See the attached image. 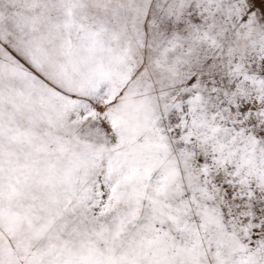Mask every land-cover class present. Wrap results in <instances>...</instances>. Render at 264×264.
Returning a JSON list of instances; mask_svg holds the SVG:
<instances>
[{
    "label": "snow or ice",
    "instance_id": "6c2138e0",
    "mask_svg": "<svg viewBox=\"0 0 264 264\" xmlns=\"http://www.w3.org/2000/svg\"><path fill=\"white\" fill-rule=\"evenodd\" d=\"M0 264H264V0H0Z\"/></svg>",
    "mask_w": 264,
    "mask_h": 264
}]
</instances>
